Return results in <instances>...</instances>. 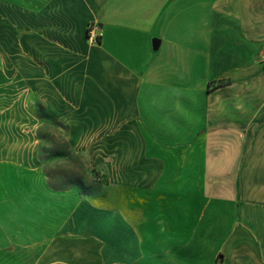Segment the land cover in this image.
<instances>
[{"label":"crops","instance_id":"obj_1","mask_svg":"<svg viewBox=\"0 0 264 264\" xmlns=\"http://www.w3.org/2000/svg\"><path fill=\"white\" fill-rule=\"evenodd\" d=\"M263 55L264 0H0V264H264Z\"/></svg>","mask_w":264,"mask_h":264},{"label":"rangeland","instance_id":"obj_2","mask_svg":"<svg viewBox=\"0 0 264 264\" xmlns=\"http://www.w3.org/2000/svg\"><path fill=\"white\" fill-rule=\"evenodd\" d=\"M54 123L47 121L46 125ZM45 142L40 146V154L45 158L44 168L48 173V181L57 186H71L86 193L96 182H105L100 174L92 173L73 153L63 144V137L59 130L52 127L40 131Z\"/></svg>","mask_w":264,"mask_h":264},{"label":"built area","instance_id":"obj_3","mask_svg":"<svg viewBox=\"0 0 264 264\" xmlns=\"http://www.w3.org/2000/svg\"><path fill=\"white\" fill-rule=\"evenodd\" d=\"M101 31L99 26L95 22H90L86 28V39L91 44H97L100 41ZM262 62L264 63V55L262 56ZM123 264V263H114Z\"/></svg>","mask_w":264,"mask_h":264}]
</instances>
